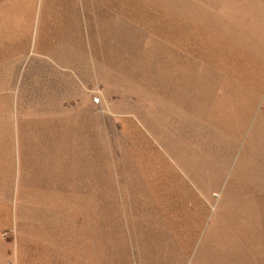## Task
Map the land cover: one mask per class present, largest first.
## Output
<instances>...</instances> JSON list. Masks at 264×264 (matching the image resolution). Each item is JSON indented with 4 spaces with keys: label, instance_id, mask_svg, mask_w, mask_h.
<instances>
[{
    "label": "rangeland",
    "instance_id": "374dc122",
    "mask_svg": "<svg viewBox=\"0 0 264 264\" xmlns=\"http://www.w3.org/2000/svg\"><path fill=\"white\" fill-rule=\"evenodd\" d=\"M0 264H264V0H0Z\"/></svg>",
    "mask_w": 264,
    "mask_h": 264
}]
</instances>
